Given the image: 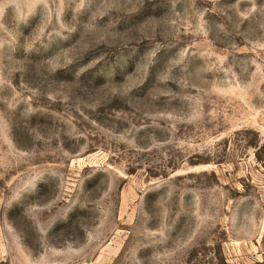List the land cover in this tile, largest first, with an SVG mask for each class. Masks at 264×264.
Returning a JSON list of instances; mask_svg holds the SVG:
<instances>
[{
	"label": "rangeland",
	"instance_id": "374dc122",
	"mask_svg": "<svg viewBox=\"0 0 264 264\" xmlns=\"http://www.w3.org/2000/svg\"><path fill=\"white\" fill-rule=\"evenodd\" d=\"M0 264H264V0H0Z\"/></svg>",
	"mask_w": 264,
	"mask_h": 264
}]
</instances>
